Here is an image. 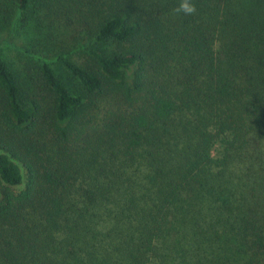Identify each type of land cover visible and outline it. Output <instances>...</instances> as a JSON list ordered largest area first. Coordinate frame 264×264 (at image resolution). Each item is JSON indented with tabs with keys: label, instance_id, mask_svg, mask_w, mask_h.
<instances>
[{
	"label": "trees",
	"instance_id": "obj_1",
	"mask_svg": "<svg viewBox=\"0 0 264 264\" xmlns=\"http://www.w3.org/2000/svg\"><path fill=\"white\" fill-rule=\"evenodd\" d=\"M182 2L0 0V264H264V0Z\"/></svg>",
	"mask_w": 264,
	"mask_h": 264
},
{
	"label": "rangeland",
	"instance_id": "obj_2",
	"mask_svg": "<svg viewBox=\"0 0 264 264\" xmlns=\"http://www.w3.org/2000/svg\"><path fill=\"white\" fill-rule=\"evenodd\" d=\"M38 36L39 35H37L34 30L29 33L23 29L11 32L5 31L0 35V45L3 41H8L10 44L15 46V48H6L2 46L1 51L5 59H7L9 64L17 71H20L25 61L30 60V58L24 54V50L26 48H32L34 46L33 41L37 44V39H39ZM63 39L64 36L58 29L57 40L51 44L49 52L52 53V51H56L58 48H61ZM39 48V45H36L37 51H39ZM19 49H22L23 51L21 52ZM39 53L41 52L39 51Z\"/></svg>",
	"mask_w": 264,
	"mask_h": 264
},
{
	"label": "clouds",
	"instance_id": "obj_3",
	"mask_svg": "<svg viewBox=\"0 0 264 264\" xmlns=\"http://www.w3.org/2000/svg\"><path fill=\"white\" fill-rule=\"evenodd\" d=\"M180 10H182L185 14H192L196 9L191 0H183L180 5Z\"/></svg>",
	"mask_w": 264,
	"mask_h": 264
}]
</instances>
